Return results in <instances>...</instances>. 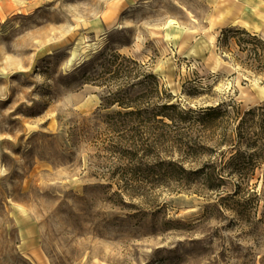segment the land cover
<instances>
[{"label": "rangeland", "instance_id": "rangeland-1", "mask_svg": "<svg viewBox=\"0 0 264 264\" xmlns=\"http://www.w3.org/2000/svg\"><path fill=\"white\" fill-rule=\"evenodd\" d=\"M227 27L264 42V0H0V264H264L262 168L240 195L195 173L264 103V45ZM120 88L142 114L113 121Z\"/></svg>", "mask_w": 264, "mask_h": 264}, {"label": "trees", "instance_id": "trees-1", "mask_svg": "<svg viewBox=\"0 0 264 264\" xmlns=\"http://www.w3.org/2000/svg\"><path fill=\"white\" fill-rule=\"evenodd\" d=\"M230 32L243 33L245 35L252 36L251 40L248 39L249 41L254 42L255 45H264V42L259 37H257V35H251V32L245 28H224L222 29V36L219 40L225 41L226 38H228L227 36ZM243 39L246 40V38ZM252 50L257 54V49ZM125 61H129L134 65H137L136 60L127 57L126 55H123L117 51L112 53L111 57L108 60V64L110 66L108 67V71L113 73V78H120L123 75L129 76L134 74V69H130L129 65L125 64ZM129 96L130 93H127L121 88L119 89V91H117V93H113V103H117L118 105L126 109V111L123 113L121 111H118L115 114L113 113V121H115L117 117L116 115L128 116L130 114H134L135 112H139V114H142L141 107L138 109V111H134L133 109L127 110V108L133 107L132 101ZM164 108H176V105L174 103H166L162 106V109ZM162 109L160 107L159 111L156 112V114L153 113V116L157 117L159 115H162V119L165 117H170L171 119L173 118L172 114L167 113V111H164ZM231 111L232 110L229 109V106L219 104L217 106H208L206 108L200 109L197 114L200 119H202V121L206 120L215 123L219 119H223L226 116L231 115ZM236 119L239 120V122L234 135L230 137L224 136V138H227V141H229L234 148L229 158L225 161L224 164V158H221L219 162L218 160L210 161L206 163V165L201 169L196 170L195 173L200 174L207 187L212 189H220L224 184L227 183V180L229 178L235 177L236 179H238L235 194L238 195L244 187H249V183L254 177L257 167L262 168V179L264 181V103L249 108L248 110L243 112V114H239L238 112L236 114ZM172 164L173 166L177 165L175 163ZM220 165H222L221 167L227 166L229 170L226 171L224 169H218V166ZM174 169L172 170V172H174ZM180 169L183 172L186 171L184 168ZM252 194L257 196V192H254ZM222 197L224 198V196ZM250 201L251 199L243 200V206L247 207V205L251 203ZM262 219L263 217L260 218V220Z\"/></svg>", "mask_w": 264, "mask_h": 264}, {"label": "bare ground", "instance_id": "bare-ground-1", "mask_svg": "<svg viewBox=\"0 0 264 264\" xmlns=\"http://www.w3.org/2000/svg\"><path fill=\"white\" fill-rule=\"evenodd\" d=\"M116 1H119V0H116ZM228 14H230L229 11L225 12V14L223 12V14L220 16V20L217 23H220V24L225 23L228 20V18H229ZM215 23L216 22H212L211 26L213 27L215 25ZM261 37L264 39V34ZM210 38H211V41L214 43L216 41V34L210 35Z\"/></svg>", "mask_w": 264, "mask_h": 264}, {"label": "crops", "instance_id": "crops-1", "mask_svg": "<svg viewBox=\"0 0 264 264\" xmlns=\"http://www.w3.org/2000/svg\"><path fill=\"white\" fill-rule=\"evenodd\" d=\"M241 9H242V7L240 6V5H238V11L240 12L241 11ZM243 12H249V11H247L245 8L243 9ZM248 30V29H247ZM249 31V30H248ZM257 32H259V31H257ZM257 32H254L253 34H255V35H258V33ZM263 35V34H262ZM262 35H260V36H262ZM259 36V35H258Z\"/></svg>", "mask_w": 264, "mask_h": 264}]
</instances>
